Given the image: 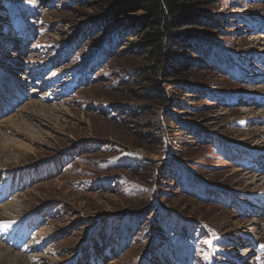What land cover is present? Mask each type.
Listing matches in <instances>:
<instances>
[{
    "label": "rangeland",
    "instance_id": "1",
    "mask_svg": "<svg viewBox=\"0 0 264 264\" xmlns=\"http://www.w3.org/2000/svg\"><path fill=\"white\" fill-rule=\"evenodd\" d=\"M93 1L0 0V149L19 157L0 207L22 206L1 244L28 264H264V0H201L198 45L156 71ZM30 99L56 111L3 121Z\"/></svg>",
    "mask_w": 264,
    "mask_h": 264
},
{
    "label": "trees",
    "instance_id": "2",
    "mask_svg": "<svg viewBox=\"0 0 264 264\" xmlns=\"http://www.w3.org/2000/svg\"><path fill=\"white\" fill-rule=\"evenodd\" d=\"M93 3L101 11L95 24L100 34L121 36L127 31L117 25L124 24L123 18H127V25L134 27L138 35L135 46L155 62L154 70L157 64L166 66L168 61L176 64L182 59L183 47L197 46L195 28L206 24L201 0H94ZM172 70L178 73L179 69Z\"/></svg>",
    "mask_w": 264,
    "mask_h": 264
},
{
    "label": "bare ground",
    "instance_id": "3",
    "mask_svg": "<svg viewBox=\"0 0 264 264\" xmlns=\"http://www.w3.org/2000/svg\"><path fill=\"white\" fill-rule=\"evenodd\" d=\"M10 59H14L13 58V53H9ZM21 57V56H20ZM6 64L10 63V61L8 62H4ZM5 64V65H6ZM15 66L18 67L17 63H14ZM7 67V66H6ZM13 68V67H12ZM7 69V68H6ZM7 73V72H6ZM34 91V90H33ZM35 91H37L35 89ZM32 100V99H30ZM25 105V104H24ZM60 106V104H59ZM47 108V106H45L44 104H42L41 102H36V100H32L30 102H28L24 107L21 108V110L19 109V111L17 112V114H13L11 116H8L7 118H5L3 121H6L9 119L10 122H14L15 125L18 126H22L24 124V122L27 120V116L28 117H32V118H36L37 122H39V124H41L40 122L42 121H47L46 119H44L46 117V115H43L42 112H44ZM51 112L56 111V108H51L49 109ZM17 111V110H16ZM21 112V115L18 114ZM46 112V111H45ZM50 113V112H49ZM48 113V114H49ZM41 114V115H40ZM19 115V116H18ZM259 118H264V113H262L261 115H258ZM44 117V118H43ZM257 117V116H256ZM39 118H43V119H39ZM22 119V120H21ZM258 119V118H257ZM20 120V121H18ZM25 120V121H24ZM24 127V126H23ZM264 132V131H263ZM2 133V132H1ZM260 133V132H259ZM261 134V133H260ZM3 134L1 135L2 138ZM262 141V140H261ZM264 141V140H263ZM1 146V144H0ZM9 155L7 152L3 151L0 149V159H2V162L5 163L7 162V160H9ZM13 156V159L15 162H17V159L19 157L15 156V155H11ZM1 162V160H0ZM3 164H0L1 166H4ZM258 177V176H257ZM264 176H261L257 179L259 180L260 178L263 179ZM249 178V177H247ZM244 179V178H243ZM256 180V179H255ZM254 180H250L249 183H252ZM264 197V195H262ZM1 206V205H0ZM22 206L20 204H18L17 202H8L6 204H3L2 207H0V219H12L14 218L13 216H15L16 214H12V213H20L21 212V208ZM11 213V214H10ZM15 219V218H14ZM1 225V224H0ZM5 225V223H4ZM4 231V230H3ZM7 231V230H5ZM46 232V230H45ZM5 233V232H4ZM8 246V245H7ZM4 246L1 244L0 242V264H28V260L30 259H26V256L22 255V253H19L17 251H14L13 249H9L8 247L10 246ZM29 256V255H28ZM27 256V257H28ZM38 256V255H36ZM32 257V256H31ZM39 257V256H38ZM30 258V257H29ZM44 259V258H43ZM48 259V258H47ZM45 259V260H47ZM33 261V260H32ZM54 262V261H53ZM31 263V262H30Z\"/></svg>",
    "mask_w": 264,
    "mask_h": 264
},
{
    "label": "snow or ice",
    "instance_id": "4",
    "mask_svg": "<svg viewBox=\"0 0 264 264\" xmlns=\"http://www.w3.org/2000/svg\"><path fill=\"white\" fill-rule=\"evenodd\" d=\"M206 243H208V242L206 241Z\"/></svg>",
    "mask_w": 264,
    "mask_h": 264
}]
</instances>
